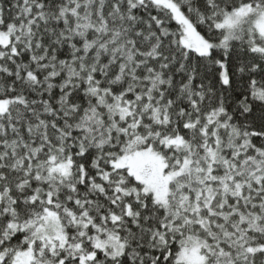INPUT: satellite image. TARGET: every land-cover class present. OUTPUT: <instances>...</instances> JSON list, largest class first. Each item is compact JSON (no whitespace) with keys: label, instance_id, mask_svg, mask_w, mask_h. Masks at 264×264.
<instances>
[{"label":"snow or ice","instance_id":"1","mask_svg":"<svg viewBox=\"0 0 264 264\" xmlns=\"http://www.w3.org/2000/svg\"><path fill=\"white\" fill-rule=\"evenodd\" d=\"M0 264H264V0H0Z\"/></svg>","mask_w":264,"mask_h":264}]
</instances>
